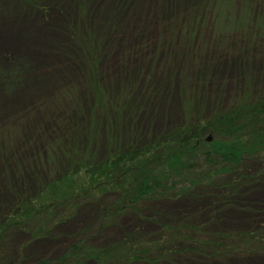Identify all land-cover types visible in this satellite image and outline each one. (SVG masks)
I'll use <instances>...</instances> for the list:
<instances>
[{"label": "rangeland", "instance_id": "rangeland-1", "mask_svg": "<svg viewBox=\"0 0 264 264\" xmlns=\"http://www.w3.org/2000/svg\"><path fill=\"white\" fill-rule=\"evenodd\" d=\"M196 1L0 0V215L19 193L39 191L45 142L77 138L95 144L96 157L102 155L115 126H102L88 137L82 129L87 120L90 125L101 121L99 99L117 98L118 125L135 115L146 137L206 116L205 103V108L228 103L243 83L264 87L260 44L244 56L245 49L204 46L207 25L193 37V31L176 24ZM247 57L254 65L249 67ZM136 100L139 114L132 112ZM121 133L125 144L132 134L125 128ZM260 163L245 164L248 179L222 175L212 187L199 185L140 214L128 211L113 218L111 211L102 228L98 208L88 204L43 233H11L0 241V264H264ZM220 183L231 187L219 189ZM212 188L217 198L210 195ZM197 192L203 194L194 198ZM182 218L194 229L189 231L193 240L222 243L219 252L187 244L184 228L166 229L178 227ZM197 245L205 247L201 255ZM186 246L195 253L186 252Z\"/></svg>", "mask_w": 264, "mask_h": 264}, {"label": "trees", "instance_id": "trees-1", "mask_svg": "<svg viewBox=\"0 0 264 264\" xmlns=\"http://www.w3.org/2000/svg\"><path fill=\"white\" fill-rule=\"evenodd\" d=\"M180 17L182 19L176 24L188 32L193 31V37L201 33L202 24L207 25L208 40L203 41L204 46L207 43V47L213 48L245 49V56L247 50L260 44L263 51L259 54L264 55V0H197ZM191 45L198 47L197 43ZM247 61L249 67L254 65L249 58ZM246 72L250 73L248 68ZM252 84L245 86L243 83L231 94L228 103L215 102L210 108H205V103L202 108L203 111L207 109L206 116L146 137L140 124L134 122L135 115H128L118 125L117 98L105 102L99 99L97 106L104 105L101 121L98 120L97 126V121L90 125L87 120L82 129L84 133L88 130L85 133L88 137V133L95 134L102 126H115V139L110 135L113 138L103 144V153L98 157L95 144L84 145L81 141L78 143L77 138L75 142L67 137L57 143L45 142L40 152L39 191L27 195L19 193L16 203L0 215V241L11 233L27 229L36 234L43 233L48 225L62 222L67 214L88 204H95L98 208L99 228H102L111 211L113 218L128 211L141 213L155 202L187 195L199 185L212 187L222 180V175L237 174V181L248 179L251 176H248L245 164L250 161L264 164V87L257 88ZM191 95L198 96L197 93ZM138 101H135L132 112L136 110L135 113L139 114L141 102ZM108 113L111 121L107 119ZM123 128L132 134L125 144L121 133ZM207 136L212 138L210 142ZM263 164L260 163L262 167ZM45 171L48 175L43 173ZM229 187L220 183L219 189ZM215 191L213 189L210 195L217 198ZM104 194L109 198L100 201ZM198 194L203 193L192 196L197 198ZM186 220H180V228L168 225L166 229L184 228V232H178L183 239L185 237L187 244L199 243L206 246L207 251L213 250L211 253L219 252L217 249L222 243L193 240L190 234L194 229L186 224ZM197 247V254L201 255V248L205 247ZM184 250L195 253L196 248L186 246ZM60 259L64 260V255ZM60 262L42 260L36 264Z\"/></svg>", "mask_w": 264, "mask_h": 264}, {"label": "water", "instance_id": "water-1", "mask_svg": "<svg viewBox=\"0 0 264 264\" xmlns=\"http://www.w3.org/2000/svg\"><path fill=\"white\" fill-rule=\"evenodd\" d=\"M208 140H210V138H208Z\"/></svg>", "mask_w": 264, "mask_h": 264}]
</instances>
